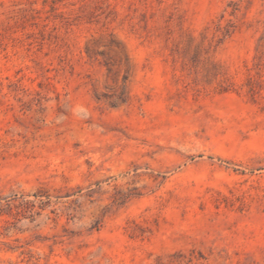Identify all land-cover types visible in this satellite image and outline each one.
Listing matches in <instances>:
<instances>
[{"label": "rangeland", "instance_id": "1", "mask_svg": "<svg viewBox=\"0 0 264 264\" xmlns=\"http://www.w3.org/2000/svg\"><path fill=\"white\" fill-rule=\"evenodd\" d=\"M0 264H264V0H0Z\"/></svg>", "mask_w": 264, "mask_h": 264}]
</instances>
